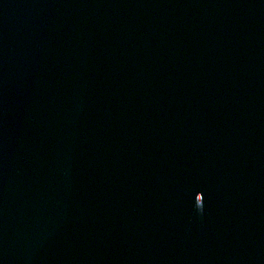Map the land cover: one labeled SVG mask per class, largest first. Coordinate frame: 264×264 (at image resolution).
I'll return each instance as SVG.
<instances>
[{
	"label": "water",
	"instance_id": "obj_1",
	"mask_svg": "<svg viewBox=\"0 0 264 264\" xmlns=\"http://www.w3.org/2000/svg\"><path fill=\"white\" fill-rule=\"evenodd\" d=\"M0 264H264V0H0Z\"/></svg>",
	"mask_w": 264,
	"mask_h": 264
},
{
	"label": "clouds",
	"instance_id": "obj_2",
	"mask_svg": "<svg viewBox=\"0 0 264 264\" xmlns=\"http://www.w3.org/2000/svg\"><path fill=\"white\" fill-rule=\"evenodd\" d=\"M202 204H203V202H202ZM202 204H200V205L202 206Z\"/></svg>",
	"mask_w": 264,
	"mask_h": 264
}]
</instances>
